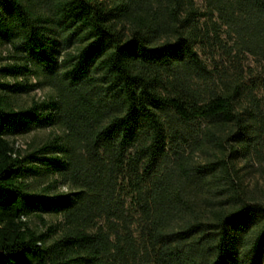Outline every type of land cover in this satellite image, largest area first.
I'll use <instances>...</instances> for the list:
<instances>
[{
  "label": "trees",
  "instance_id": "trees-1",
  "mask_svg": "<svg viewBox=\"0 0 264 264\" xmlns=\"http://www.w3.org/2000/svg\"><path fill=\"white\" fill-rule=\"evenodd\" d=\"M200 1L0 0V264H264V0Z\"/></svg>",
  "mask_w": 264,
  "mask_h": 264
},
{
  "label": "rangeland",
  "instance_id": "rangeland-1",
  "mask_svg": "<svg viewBox=\"0 0 264 264\" xmlns=\"http://www.w3.org/2000/svg\"><path fill=\"white\" fill-rule=\"evenodd\" d=\"M197 1L199 3H201L200 0H197ZM0 54H2L4 56L8 55V50H7V47L5 45H0ZM7 61L8 60H6L5 62H7ZM20 78L21 77H19L18 79H20ZM5 79L10 80V81H14L17 78L12 77V76H6ZM50 92H51L50 88H48L47 86H42V87H39L35 90L30 91L29 93L20 94L19 101L30 104L32 102L33 98L42 99L44 97H47L50 94ZM50 132H54L56 134H62V131L57 127L34 130L27 135L18 137L17 138V145L22 146V147H26V144L29 141H31L32 139H34L35 137L47 136ZM251 182L253 184L255 182H258L262 187H264V174L255 173L253 175V178H251Z\"/></svg>",
  "mask_w": 264,
  "mask_h": 264
}]
</instances>
